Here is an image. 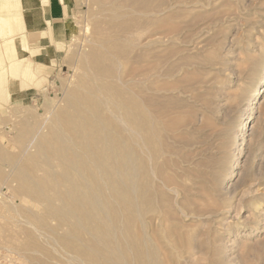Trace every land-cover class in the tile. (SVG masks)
<instances>
[{"label":"bare ground","instance_id":"obj_1","mask_svg":"<svg viewBox=\"0 0 264 264\" xmlns=\"http://www.w3.org/2000/svg\"><path fill=\"white\" fill-rule=\"evenodd\" d=\"M15 1L3 0L2 8H17ZM97 1L106 30L95 27L92 64L76 74L47 125L26 119L17 152L0 150V160L15 163L5 184L11 196L0 190V213H10L0 214L6 217L0 234L11 239L4 248L17 253L18 264H192L190 241H177L173 234L179 228L165 227L169 211L159 195L172 188L173 178L158 169L167 152L163 129L173 130L163 122L172 103L161 99L160 44L175 42L182 32L174 4ZM11 25V32L20 30L16 17L0 18L2 33ZM144 34L150 35L141 39ZM263 96L264 58L233 127L237 152L223 170V182L238 174L251 114ZM205 164L201 159L197 166L202 170Z\"/></svg>","mask_w":264,"mask_h":264},{"label":"rangeland","instance_id":"obj_2","mask_svg":"<svg viewBox=\"0 0 264 264\" xmlns=\"http://www.w3.org/2000/svg\"><path fill=\"white\" fill-rule=\"evenodd\" d=\"M72 1L73 11L59 31H51L49 40L42 26H27L22 14L20 36H28L36 48L43 39V53L48 56L37 60L39 50L31 44L25 48L22 38L15 36L19 58L32 71L16 67L12 74L11 70L0 72V150L4 152L19 148L18 131L26 119L46 122L53 117L82 66L93 62L95 27L106 30L104 12L97 0ZM170 2L182 32L175 42L166 39L160 44V80L166 85H160L164 87L161 99L172 103L163 122L173 124L172 131L163 129L167 152L158 169L161 176L163 172L174 178L172 188L159 194L163 210L169 211L165 227H178L173 237L190 241L195 253L192 264H264V96L251 114L238 174L229 184L221 180L237 152L232 134L245 103L243 97L264 58V0ZM137 51H132L131 58ZM0 55V63L6 65V56ZM88 58L91 62L86 63ZM262 78L260 72L256 83ZM30 145L31 141L27 148ZM201 159L206 163L202 170L197 166ZM9 164L0 160V190L6 197L12 194L5 184L15 167ZM0 214L10 213L2 209ZM10 240L0 234V264L19 263L17 253L4 248Z\"/></svg>","mask_w":264,"mask_h":264},{"label":"crops","instance_id":"obj_3","mask_svg":"<svg viewBox=\"0 0 264 264\" xmlns=\"http://www.w3.org/2000/svg\"><path fill=\"white\" fill-rule=\"evenodd\" d=\"M3 0H0V18H17L20 30L18 32H11L12 25L2 33L0 29V53L6 56L8 60L6 65L0 63V72H5L12 70L13 68L20 69L24 67L27 71H32L30 65H25L26 61L24 59H20L19 46L17 45L16 38L21 37L22 34V26L20 22L23 19L22 14H24L25 23L35 28L36 24H39L41 31L43 34H47L46 40H49V36L51 31H59L61 25L66 21L69 13L73 11V1L72 0H17L15 3L17 4V8L15 9H3L2 8ZM32 4L31 6H29ZM28 6V7H26ZM8 32V33H6ZM22 38V37H21ZM45 39V38H44ZM43 40V39H41ZM39 39L38 47L33 46L35 44L30 43L29 37L25 36L22 38V45L25 48L29 47V44L32 45L33 48L39 50L36 54L38 56L37 60L43 59L48 56L43 53L45 48V42H41ZM41 42V44H40ZM35 56V55H34ZM40 56V57H39ZM0 55V62L3 61ZM1 76V75H0ZM7 78V77H5Z\"/></svg>","mask_w":264,"mask_h":264}]
</instances>
